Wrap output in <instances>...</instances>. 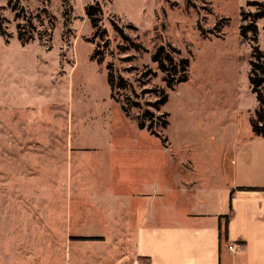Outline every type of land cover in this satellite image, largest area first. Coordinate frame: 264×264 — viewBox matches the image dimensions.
I'll use <instances>...</instances> for the list:
<instances>
[{
    "label": "rangeland",
    "instance_id": "obj_1",
    "mask_svg": "<svg viewBox=\"0 0 264 264\" xmlns=\"http://www.w3.org/2000/svg\"><path fill=\"white\" fill-rule=\"evenodd\" d=\"M188 1L189 6L186 0H48L55 17L50 27L34 18L43 8L41 0H11L23 8V19L15 18L8 0H0L9 34L7 39L0 36V245L28 246L37 252V260H46L50 245L61 254L60 247L66 245L124 243L123 234L77 232L76 214L107 215L109 210L101 211L100 203L77 193L82 182L76 169L94 183L113 177L115 183L102 187L117 194V180L126 182L127 165L143 163L141 158L155 162L152 152L160 153L164 145L182 160L194 161L193 152L201 154L227 144L237 133L241 138L251 132L249 117L258 102L248 82L249 60L254 46L264 53V19L256 23V42L243 40L239 29L241 13L254 11L247 1L264 0ZM94 3L102 10V41L91 40L93 29L84 14L85 6ZM116 26L147 52H123L128 43ZM18 31L35 39L22 45ZM44 32L51 40L41 36ZM96 43L103 52L101 65L90 60ZM167 43L189 60L188 80L173 90L165 87L163 74L150 59L157 46ZM111 62L135 83L146 69L156 73L146 87L168 94L161 110L169 116L168 127L161 131L165 143L140 130L110 99L106 66ZM29 153L36 159L27 163ZM102 164L111 165L108 173Z\"/></svg>",
    "mask_w": 264,
    "mask_h": 264
},
{
    "label": "crops",
    "instance_id": "obj_2",
    "mask_svg": "<svg viewBox=\"0 0 264 264\" xmlns=\"http://www.w3.org/2000/svg\"><path fill=\"white\" fill-rule=\"evenodd\" d=\"M152 153L155 162L141 158L143 163L127 165L126 182L117 180L122 188L117 194L102 187L115 183L113 177L94 183L76 169L82 182L77 193L100 203L101 211L109 210L107 215L76 214L77 232L123 234L124 243L66 245L61 254L50 245L46 260H37V252L28 246L0 245V264H264L263 138L252 132L239 138L237 133L223 146L193 152L194 161L182 160L165 145ZM32 158L36 156L29 153L27 163ZM49 164L51 168V160ZM101 166L105 174L111 167ZM226 215L225 240L218 228ZM64 217L69 228V212ZM229 245L237 251L231 253Z\"/></svg>",
    "mask_w": 264,
    "mask_h": 264
},
{
    "label": "trees",
    "instance_id": "obj_3",
    "mask_svg": "<svg viewBox=\"0 0 264 264\" xmlns=\"http://www.w3.org/2000/svg\"><path fill=\"white\" fill-rule=\"evenodd\" d=\"M43 3V8L38 11L35 15V19L39 25H44L45 23L53 27L55 22V17L49 12L47 8L48 0H41ZM186 5L189 6V1L186 0ZM247 6L254 7L253 12L241 13L242 25L239 29V35L243 40H251L256 42V37L258 34L257 21L264 19V2L258 1H247ZM8 6H10L11 11L15 13V18L23 19L25 13L22 7L17 3L12 4L11 0H8ZM195 7V6H194ZM0 10L2 8L0 7ZM20 14L22 15L20 17ZM84 14L93 29L92 41L99 39L103 40L105 37V31L100 30V22L102 20V10L98 3L87 5L84 8ZM4 17L0 12V36L4 39L9 38L3 22ZM30 26H33L31 20L28 21ZM132 30H136L132 26H128ZM17 28H20L18 26ZM118 35L128 43L127 47H122L123 52L128 49H133L136 52H147L141 44L133 41L129 36L123 33V30L115 27ZM202 34L205 35V31L201 30ZM208 34H215V31H208ZM21 31L17 33V39L22 45L32 42L35 37L29 34L28 37H24ZM41 36H48L46 39L51 40V35L47 32L42 33ZM41 36L38 39L42 40ZM91 42V41H90ZM100 46L96 43V48L94 49L90 60L96 62V64L101 65L103 62V52L97 49ZM151 62L154 63L160 73L163 74L162 81L167 89L173 90L176 85L185 83L188 80V68L189 60L181 56L180 51L172 46L171 44H163L157 46L153 53L151 54ZM130 60V59H127ZM249 74L248 82L250 85V91L255 96L258 107L254 110L253 115L249 117V125L251 132L254 136L264 139V53L258 49L257 46L252 47L251 57L249 60ZM130 71L135 70L134 68L129 69ZM106 81L110 89V99L120 105V108L128 119L135 121L137 127L140 130H147L151 135L159 137L162 139L163 143L166 139L162 137L161 131L168 127V114L162 112V107L168 101V94L164 89L151 88L148 89V80L150 77L156 76V73L151 69H146V71L141 75L138 80L139 83H135L133 80L123 76L121 71L115 67V63L111 62L106 66ZM143 78L145 81H143ZM142 88L139 90L138 88ZM152 95L154 97L153 101H147L144 96ZM223 225H219V238L227 239V227L229 223L230 216H222ZM77 240H87L85 238H78ZM92 240V239H88Z\"/></svg>",
    "mask_w": 264,
    "mask_h": 264
},
{
    "label": "built area",
    "instance_id": "obj_4",
    "mask_svg": "<svg viewBox=\"0 0 264 264\" xmlns=\"http://www.w3.org/2000/svg\"><path fill=\"white\" fill-rule=\"evenodd\" d=\"M228 250L231 252V253H235L237 251V247L235 245H229L228 246Z\"/></svg>",
    "mask_w": 264,
    "mask_h": 264
}]
</instances>
